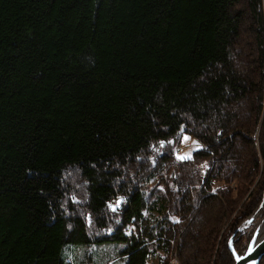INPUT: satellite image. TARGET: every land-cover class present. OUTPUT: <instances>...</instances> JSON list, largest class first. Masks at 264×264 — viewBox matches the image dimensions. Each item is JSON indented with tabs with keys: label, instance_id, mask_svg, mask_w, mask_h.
Segmentation results:
<instances>
[{
	"label": "trees",
	"instance_id": "trees-1",
	"mask_svg": "<svg viewBox=\"0 0 264 264\" xmlns=\"http://www.w3.org/2000/svg\"><path fill=\"white\" fill-rule=\"evenodd\" d=\"M261 162L264 0H0V264H235Z\"/></svg>",
	"mask_w": 264,
	"mask_h": 264
},
{
	"label": "rangeland",
	"instance_id": "rangeland-1",
	"mask_svg": "<svg viewBox=\"0 0 264 264\" xmlns=\"http://www.w3.org/2000/svg\"><path fill=\"white\" fill-rule=\"evenodd\" d=\"M200 147H201V145L197 142V140L194 137H192L191 135L185 134L180 141V145L176 149L177 157L180 160H190L193 158L194 152L199 150ZM261 165L264 168L263 162H261ZM201 169L205 173L207 166L203 164V165H201ZM262 173H263V170H262ZM257 178H259V174H258ZM232 190H233L234 195H236L238 193V190H239L238 185L234 184L232 187ZM253 190H254V188L251 189V192ZM244 199H246V197ZM259 208H261L259 215H260V217H262L264 215V200L263 199H262V202L259 204ZM237 215H238V211H236L234 213V215L229 219L228 222L224 221L225 226L222 229V231L218 237V244H221L222 247L224 246V241H225L227 234L230 233L229 227L231 226L235 216H237ZM261 225H263V222L261 220L260 221H257V220L253 221V223L249 226V227H251L249 229H244L243 224H242L238 229L240 231V232H238V234H240V238L241 237L242 238L241 239L239 238L238 242L240 244H242L243 238H244L246 241V243H244V246H246L248 243H250L253 240L254 234L256 232V231L254 232V230H257L259 227H261ZM186 235H187V233H186ZM183 242L184 241L182 239L180 241V244ZM188 242H190V240ZM75 251H78V253L80 255H82V257H86V258L87 257L90 258L92 255V253L88 250L76 249ZM181 259H182V257H181L180 253H178L177 255H173V258L170 260L169 264H181ZM90 261L92 262L93 260L90 259ZM102 264H120V263H119V261H115V263H113V262L107 263L104 261ZM150 264H159V258L157 257L156 259H153L150 262Z\"/></svg>",
	"mask_w": 264,
	"mask_h": 264
},
{
	"label": "bare ground",
	"instance_id": "bare-ground-1",
	"mask_svg": "<svg viewBox=\"0 0 264 264\" xmlns=\"http://www.w3.org/2000/svg\"><path fill=\"white\" fill-rule=\"evenodd\" d=\"M185 132V131H184ZM186 133H181L180 134V137H181V139L183 138V136L185 135ZM189 135V134H188ZM193 137V136H192ZM196 139V138H195ZM197 140V139H196ZM197 142L201 145V147L199 148V150L200 149H204V147L202 146V144L197 140ZM209 167H211V166H209ZM203 182V181H202ZM216 188H218L219 190H221V191H223V190H225L226 189V186H224V184H217V186H216ZM238 188H239V186H238ZM263 200H264V195H263ZM260 211H261V208H258L257 210H255V212L249 217V218H247V220L243 223V228L244 229H249V228H251V227H249L250 225H248V226H245V224L248 222V220H252V221H255V220H257V221H262V222H264V215L262 216V217H260V215H259V213H260ZM224 219H225V221H229V218L228 217H224ZM264 225V224H263ZM263 225H261V227L263 226ZM256 230H254V232H255ZM238 232H240L239 230H238V227H237V229H234V231L228 236V239H227V249H228V251L231 253V254H233V256H234V258H235V255H236V258L237 259H240V258H243V257H245V255L247 254V251H248V249L250 248V247H252V246H254V245H256V243L261 239V237H262V235L263 234H261L260 232H261V230H260V232H258V234H257V236L256 237H254L253 238V240L250 242V243H248L246 246H244V248H243V250L241 251V252H237V249L239 248V242H238V239H239V237H240V234H238ZM256 233V232H255ZM254 236H255V234H254ZM222 246H221V244H218L217 243V245H216V248H215V250L214 251H219V250H222ZM209 253H210V249H208L207 251H206V253H205V257H207L208 255H209ZM235 253V254H234ZM236 258H235V263H236ZM264 258V257H263ZM263 258H262V260H263ZM261 260V261H262ZM74 263V262H73ZM75 264V263H74ZM260 264H261V262H260Z\"/></svg>",
	"mask_w": 264,
	"mask_h": 264
},
{
	"label": "water",
	"instance_id": "water-1",
	"mask_svg": "<svg viewBox=\"0 0 264 264\" xmlns=\"http://www.w3.org/2000/svg\"><path fill=\"white\" fill-rule=\"evenodd\" d=\"M252 223H253L252 220H248V222L245 224V226H248ZM263 224H264V222H263ZM260 230H261V232H260ZM258 232H260L263 235H262L261 239L256 243V245L251 247L253 249L251 254H249V252L247 251V254L245 255V257L240 258V259H237L236 255H235V258H236L235 264H260L262 258L264 257V225L262 227H259L256 230L254 237L257 236Z\"/></svg>",
	"mask_w": 264,
	"mask_h": 264
},
{
	"label": "snow or ice",
	"instance_id": "snow-or-ice-1",
	"mask_svg": "<svg viewBox=\"0 0 264 264\" xmlns=\"http://www.w3.org/2000/svg\"><path fill=\"white\" fill-rule=\"evenodd\" d=\"M252 251H253V249L250 247V248L248 249L249 254H251Z\"/></svg>",
	"mask_w": 264,
	"mask_h": 264
}]
</instances>
